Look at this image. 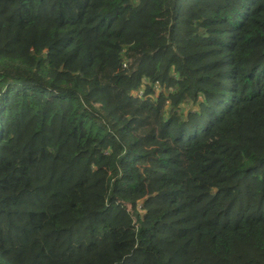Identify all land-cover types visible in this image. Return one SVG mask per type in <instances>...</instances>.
Instances as JSON below:
<instances>
[{"label":"trees","instance_id":"16d2710c","mask_svg":"<svg viewBox=\"0 0 264 264\" xmlns=\"http://www.w3.org/2000/svg\"><path fill=\"white\" fill-rule=\"evenodd\" d=\"M0 264H264V0H0Z\"/></svg>","mask_w":264,"mask_h":264}]
</instances>
